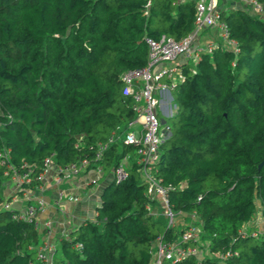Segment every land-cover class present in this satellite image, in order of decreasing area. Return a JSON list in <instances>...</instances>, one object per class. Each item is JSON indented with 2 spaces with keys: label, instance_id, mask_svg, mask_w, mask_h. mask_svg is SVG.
Listing matches in <instances>:
<instances>
[{
  "label": "trees",
  "instance_id": "1",
  "mask_svg": "<svg viewBox=\"0 0 264 264\" xmlns=\"http://www.w3.org/2000/svg\"><path fill=\"white\" fill-rule=\"evenodd\" d=\"M220 18L235 49L217 42L193 67L180 65L175 110L164 118L169 135L153 166L172 186L168 203L181 219L193 214L213 256L172 264H264V225H244L256 203L264 218V16L222 6ZM193 21L194 0H0V151L8 163L32 176L49 155L58 165L86 157L93 166L96 142L133 117L121 74L145 64L144 39H179ZM125 154L126 178L104 185L94 216L58 236L49 263L36 258L40 232L0 207V264H148L157 236L176 240L183 227L167 226L159 201L145 194L132 145H107L103 173ZM4 170L0 161V203Z\"/></svg>",
  "mask_w": 264,
  "mask_h": 264
},
{
  "label": "built area",
  "instance_id": "2",
  "mask_svg": "<svg viewBox=\"0 0 264 264\" xmlns=\"http://www.w3.org/2000/svg\"><path fill=\"white\" fill-rule=\"evenodd\" d=\"M236 1L247 6L252 14L264 16L263 5L256 0ZM218 5L217 0H194V28L179 39L164 34L157 38L144 39L148 48L145 64L127 69L121 74L122 91L132 99L133 117L126 121L123 128L117 126L112 130L105 141L96 142L92 147L93 166L86 157L58 165L49 155L42 159L41 170L32 176L30 167H13L8 163L7 152L0 151V161L5 166L3 175L9 187V193L0 203V207L10 210L12 219L30 223L40 232L41 241L36 247L37 259L49 263L53 250V241L50 239L53 224L50 219L41 221L39 218L46 209L44 192L48 189V181L57 186L93 171L94 177L91 181L95 183L103 174L102 165L99 163L103 150L118 140L134 147L133 162L145 184V194L150 200L159 201L160 213L167 226L179 222L183 227L174 241L164 242L161 236L156 237L148 264H172L187 255H201L199 228L193 222H183L180 213L174 211L168 203L167 190L172 186L161 183L160 178L153 173V166L159 156V145L166 138L164 120L161 117L164 119L172 114V105L175 104L171 89L183 78L180 65L189 61L195 63L201 52L208 53L217 46V42L202 39V30L214 29L220 39L219 43L235 49V42L228 38V27L220 18L221 8ZM78 145L77 141L74 146ZM128 162L129 155L125 154L111 169L115 182L126 178ZM190 216L193 218L192 213ZM258 221L261 225L264 224V218ZM251 234L255 235L256 232L252 231ZM76 246L79 247L80 244L77 243ZM230 255V252L221 253L217 254V258L223 260Z\"/></svg>",
  "mask_w": 264,
  "mask_h": 264
},
{
  "label": "crops",
  "instance_id": "3",
  "mask_svg": "<svg viewBox=\"0 0 264 264\" xmlns=\"http://www.w3.org/2000/svg\"><path fill=\"white\" fill-rule=\"evenodd\" d=\"M224 2L222 1V4ZM222 7V6H221ZM206 34L202 35V39L207 41L219 42L215 30L210 28L206 29ZM128 155V154H127ZM132 157L129 156L130 164ZM127 164V165H128ZM92 171H89L86 174H82L76 178H71L66 180L60 185L54 186L52 183L48 181V189L44 192L45 199L47 201L45 211L39 215L41 221L50 219L53 224V229L50 234L51 241H55L58 236L61 234H66L73 227L78 225L82 220L89 218L91 219L95 214V207L99 203V195L100 191L104 187V185L112 179L111 169L106 170L102 175L98 184L88 186V175ZM5 182L3 187V195L7 196L9 193V187ZM85 187H88L86 191ZM64 197V199H63ZM260 205L258 203L255 204V207ZM90 210V211H89ZM256 213L258 211L259 214L263 216V212L260 208H255ZM89 212H92V215L89 216ZM255 212L253 216L247 221L244 225L247 226L250 224L251 226L260 225L258 218H256ZM258 214V213H257ZM185 216V214H182ZM89 216V217H88ZM186 217V216H185ZM186 222H193V218L191 216H187L185 218ZM206 248L201 249V254L207 256H213L211 252L205 250Z\"/></svg>",
  "mask_w": 264,
  "mask_h": 264
},
{
  "label": "rangeland",
  "instance_id": "4",
  "mask_svg": "<svg viewBox=\"0 0 264 264\" xmlns=\"http://www.w3.org/2000/svg\"><path fill=\"white\" fill-rule=\"evenodd\" d=\"M222 1L224 2L223 4H222ZM217 4H219L218 5V8L220 7L221 8V6H223V7H235V8H237V7H245V8H248L247 6H245V5H242L239 1H236V0H217ZM206 34V31H204L203 32V34L202 35H205ZM214 42V41H213ZM189 64H190V66H192L193 67V63L191 62V61H189ZM171 96H172V94H171ZM173 99V98H172ZM174 110H175V106H173L172 105V113L174 112ZM168 114V113H167ZM171 113H169L168 115H170ZM161 120L163 121L164 119L161 117ZM164 124V126H165V136L167 137L168 135H169V129L167 128V125H165V123H163ZM126 164V163H125ZM88 173V172H87ZM90 175H88V179H87V182H88V186H91V185H95V184H98V182H101L100 181V179H101V176L99 177V179L94 183V181H91V179L94 177V172L92 171V172H90L89 173ZM104 174V173H103ZM79 176H81V175H79ZM88 187H85V189H83V191L85 190L86 191V189H87ZM88 190V189H87ZM63 199H64V197H63ZM255 208H258L259 210H260V207L259 206H256ZM159 210H160V208H158ZM90 211V210H89ZM160 212V211H159ZM255 212V211H254ZM259 212L260 211H258L257 213L255 212V215H256V218H258V220L259 219H261V218H263V216L261 215V214H259ZM161 214V213H160ZM92 215V212H89V216H91ZM88 216V217H89ZM164 220H165V218H164ZM182 221H185V218H182ZM260 225H261V223H260ZM262 225H264V224H262ZM180 227L178 226V224L176 225V230L177 229H179ZM202 233V232H201ZM203 234V233H202ZM201 243H202V247H204L205 248V243H206V238L205 237H203V239H201ZM207 250V249H206Z\"/></svg>",
  "mask_w": 264,
  "mask_h": 264
},
{
  "label": "water",
  "instance_id": "5",
  "mask_svg": "<svg viewBox=\"0 0 264 264\" xmlns=\"http://www.w3.org/2000/svg\"><path fill=\"white\" fill-rule=\"evenodd\" d=\"M262 165H264V158L259 162L258 168L261 167Z\"/></svg>",
  "mask_w": 264,
  "mask_h": 264
}]
</instances>
